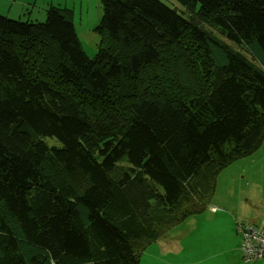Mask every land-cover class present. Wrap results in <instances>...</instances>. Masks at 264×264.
I'll list each match as a JSON object with an SVG mask.
<instances>
[{
    "label": "trees",
    "instance_id": "1",
    "mask_svg": "<svg viewBox=\"0 0 264 264\" xmlns=\"http://www.w3.org/2000/svg\"><path fill=\"white\" fill-rule=\"evenodd\" d=\"M177 1L101 0L92 58L0 14V264H139L261 145L264 0Z\"/></svg>",
    "mask_w": 264,
    "mask_h": 264
},
{
    "label": "rangeland",
    "instance_id": "2",
    "mask_svg": "<svg viewBox=\"0 0 264 264\" xmlns=\"http://www.w3.org/2000/svg\"><path fill=\"white\" fill-rule=\"evenodd\" d=\"M162 1L175 8L185 17L189 16L188 10L177 0ZM51 5L73 11L72 21L82 48L89 57H94L101 40V36L94 30L103 15L101 0H0V14L21 21L43 22L46 19V11ZM194 10L200 12L198 6ZM177 66V69L180 70L183 65ZM49 141L52 142V139H49ZM213 197H215V201L212 200L211 202L217 205L219 207L218 211H220L215 216L232 220L234 228L237 219H234L233 215L239 216L238 210H242L243 207L250 208V202H254L256 199H264V139L253 153L232 161L219 172ZM212 210L216 209L208 207L203 213L188 217L171 228L167 235L174 237L181 245L183 241L182 234L198 228L204 222L202 219L207 217L208 212ZM261 210L264 213V206ZM238 222L244 223L241 220ZM260 224L263 225V221ZM209 243L216 245L214 241ZM158 245V242H154L148 246L141 253L139 264H172L166 259L160 260ZM224 256L225 254L214 256L213 258H216L214 264H220Z\"/></svg>",
    "mask_w": 264,
    "mask_h": 264
},
{
    "label": "crops",
    "instance_id": "3",
    "mask_svg": "<svg viewBox=\"0 0 264 264\" xmlns=\"http://www.w3.org/2000/svg\"><path fill=\"white\" fill-rule=\"evenodd\" d=\"M250 203V208L243 207L242 210H238L239 216L233 215V218L237 219L236 226L241 220L264 228V213L261 210L264 206V199H256ZM212 205V208L216 210L208 212V216L202 219L204 222L198 228L183 233L181 245L174 237L168 235L157 241L160 260L166 259L172 264H214L216 261L214 256L225 254L220 264H264V259L251 262L243 260L239 252V240L241 244V239L237 227L234 228L232 220L215 216L220 212L219 207ZM261 221L263 225L260 224ZM211 241L216 242V245H211L209 243Z\"/></svg>",
    "mask_w": 264,
    "mask_h": 264
},
{
    "label": "built area",
    "instance_id": "4",
    "mask_svg": "<svg viewBox=\"0 0 264 264\" xmlns=\"http://www.w3.org/2000/svg\"><path fill=\"white\" fill-rule=\"evenodd\" d=\"M214 209V208H213ZM240 250L245 262L264 259V229L253 223H238Z\"/></svg>",
    "mask_w": 264,
    "mask_h": 264
}]
</instances>
